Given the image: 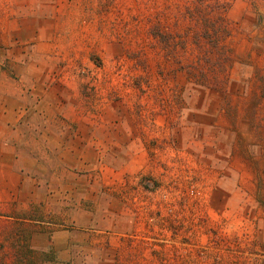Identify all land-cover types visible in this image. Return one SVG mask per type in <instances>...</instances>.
<instances>
[{"label": "rangeland", "instance_id": "374dc122", "mask_svg": "<svg viewBox=\"0 0 264 264\" xmlns=\"http://www.w3.org/2000/svg\"><path fill=\"white\" fill-rule=\"evenodd\" d=\"M0 62L4 91L41 76L57 119L101 126L83 185L119 202L70 256L62 191L0 193V264H264V0H0Z\"/></svg>", "mask_w": 264, "mask_h": 264}, {"label": "crops", "instance_id": "0c3cea01", "mask_svg": "<svg viewBox=\"0 0 264 264\" xmlns=\"http://www.w3.org/2000/svg\"><path fill=\"white\" fill-rule=\"evenodd\" d=\"M19 67L20 64L17 65L18 73L25 80L31 79L24 68ZM41 79L45 78L40 76L36 79L41 84L35 88L32 85L29 88L28 85L19 86L16 95L0 88V193L16 194L23 207H28L37 203V197L39 201L46 180L50 184L49 190L62 191V196L57 192L59 195L55 196L53 203L57 207L64 204L63 218L55 220L53 225L56 228L50 240L53 249L61 255L73 256L74 252L93 248L91 244L99 238L93 233L99 221L88 209L102 206L103 210L110 212L119 206V202L107 195V200L102 198L103 195L98 198L97 194L91 198L83 185L82 177L84 182L86 178L84 169L90 165L95 169L107 151L104 138L98 135V132L103 134L101 126L95 124L96 127L92 128L88 122L57 119L62 108L51 103L53 90L46 88ZM5 80H9V77L0 72V81ZM28 90L29 95L41 100L27 109ZM24 109L26 113L31 111L44 119L25 121L19 115ZM41 161L47 162V166ZM103 173L101 171V178ZM68 191L69 195L65 196ZM98 200L100 204L95 206Z\"/></svg>", "mask_w": 264, "mask_h": 264}]
</instances>
